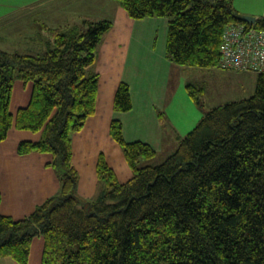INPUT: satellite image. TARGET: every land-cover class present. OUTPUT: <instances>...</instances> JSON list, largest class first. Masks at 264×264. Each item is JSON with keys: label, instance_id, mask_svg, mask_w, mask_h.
Instances as JSON below:
<instances>
[{"label": "trees", "instance_id": "trees-1", "mask_svg": "<svg viewBox=\"0 0 264 264\" xmlns=\"http://www.w3.org/2000/svg\"><path fill=\"white\" fill-rule=\"evenodd\" d=\"M233 1L118 0L134 19L167 17L168 58L206 69H225L220 58L227 25L264 30V16L252 25L242 22ZM112 26L110 19L84 20L83 26L44 23V52L0 48V141L14 126L40 133L38 140L20 141L18 153L52 154L62 177L60 194L29 216L15 219L0 210V257L28 264L31 242L41 234V264H264V73L257 74L251 97L211 108L159 164L141 166L157 150L127 141L122 121L112 120L110 134L133 176L119 181L101 153L97 174L106 190L92 201L78 196L73 134L96 112L99 73L87 69ZM17 79L32 82L33 91L14 115ZM187 89L201 107L203 88L191 83ZM114 108H133L125 81Z\"/></svg>", "mask_w": 264, "mask_h": 264}, {"label": "crops", "instance_id": "crops-1", "mask_svg": "<svg viewBox=\"0 0 264 264\" xmlns=\"http://www.w3.org/2000/svg\"><path fill=\"white\" fill-rule=\"evenodd\" d=\"M82 2L86 1L0 0V31H6L11 25L13 31L15 30V35L20 36L14 39V42H19L25 47L21 48L24 49L23 51L17 50V47L12 48L13 50L8 49L10 44H18L0 33V48L20 53L44 52L48 37L43 24L46 23L52 27L83 26V18L69 17L72 6H80ZM102 4H105L107 8H103ZM89 6L94 13L97 12L98 7L101 12L96 14L105 13L100 14L98 18L90 16L89 20L111 18L113 26L106 33L105 40L103 39L101 45L99 44L96 61L89 69L90 72L99 73L96 112L88 118L85 126L73 138V165L79 174L80 160L76 155V142L85 141L89 137L101 140V137L110 134V125L114 119L122 121L127 141L148 142L157 151L163 149L165 141L176 142L178 137H183L187 129L193 127L198 120L197 109L187 97V92L182 93L183 89L181 90L180 75L185 69L173 63L167 56L168 18L134 19L124 7L122 9V5L117 0H94ZM40 8L45 9L38 12ZM33 13L41 14L42 18L33 16L25 24L24 21L28 18L25 15ZM49 15L51 16L44 21ZM107 48H110V57L106 52ZM106 79L109 82L108 85L104 84ZM122 81L130 85L133 100V108L126 112H120L114 108L115 93ZM174 82L176 85H173ZM172 89L177 91L170 95ZM179 90H181L180 98L185 101L184 108L190 110L189 115H186L182 121L174 118V110L181 108L180 103L178 106H173L174 110L169 111L170 104L175 102ZM32 91V82L20 79L14 82L10 103V110L14 115L20 108L29 104ZM175 115L178 113L176 112ZM182 129L185 130L182 131ZM39 138L40 133L17 129L14 126L8 137L0 141V188L2 192L0 210L4 215L15 219L25 218L39 204L61 192L62 177L52 165L54 160L52 154L32 152L20 155L18 153L20 141L38 140ZM99 153H103L100 148L94 151V155ZM93 181L96 185L99 184L97 172L94 173ZM44 245L45 240L41 234L33 238L28 264L42 263ZM0 264L20 263L11 257H0Z\"/></svg>", "mask_w": 264, "mask_h": 264}, {"label": "rangeland", "instance_id": "rangeland-1", "mask_svg": "<svg viewBox=\"0 0 264 264\" xmlns=\"http://www.w3.org/2000/svg\"><path fill=\"white\" fill-rule=\"evenodd\" d=\"M85 1L86 2H82L80 6L74 5L75 7L72 6V9L70 11L67 10L70 12L69 14L70 18L79 19V17H81L83 18V20L85 19L89 20L88 18L90 16H92L93 18H98L100 14H105V13L96 14L97 12H101L98 10V7L96 8L97 9L96 13H94V10L93 11L91 10L89 5L94 0H85ZM233 6L237 8L236 10H238V12L240 13L246 12L247 14L242 13L245 15H252V16H258V17L264 16L262 15V13H264V0H234ZM102 7L107 8L105 4ZM43 9L45 8H40L38 12H41V10ZM122 9H124L123 6H122ZM37 13L25 15L28 17L24 21L25 24L29 22L33 16L39 17L41 19L42 15L37 14ZM50 16L51 15L45 18L44 21L47 20ZM102 19H111V18H100L99 20H102ZM81 20L82 19H80V21ZM0 33L3 34V36H6L7 38L12 39L13 40L12 42H14V39L20 37L19 35H15V30L13 31V28H11V25L8 26L6 31H0ZM105 36L106 34L104 35V37ZM104 37L103 39L105 40L106 37L105 38ZM108 39H109V36H108ZM16 44L18 45L10 44L8 49L13 50L12 48L17 47V50H21V51L24 50V49H21V48H25L23 47V44H19V42ZM43 44H44V39H43ZM37 52H41V51H36V53ZM106 52L108 54V57H110L109 56L111 54L110 48H107ZM116 62L118 64V59L116 60ZM181 67H184L183 69H185L184 72L181 73L180 75L182 79L181 90L183 89L182 93H184L185 91L187 92L188 94L187 97L191 99L193 107H195V109H197L198 111V120L196 121L197 123L204 116V114L207 111H209L211 108L218 106V105H223L227 102L249 98L254 94L255 89H256L257 73L241 72L239 70H229V69H221V68L203 69V68L194 67V66L191 67V66H182V65ZM87 72L89 73L90 71L87 69ZM191 83L203 88L204 93L202 94L203 100H202L201 107L196 105L193 98L191 97V94L189 93L187 89V85ZM104 84L105 85L109 84L107 79L104 82ZM173 85H176L175 82L173 83ZM181 90H179L180 92H178V94L176 95L177 97L175 99V102L170 104V110H169V111H171V109L174 110L173 106H178V103H180L181 108L174 110V118L180 121L184 120L185 116L189 115V112H190V110H187L184 108L185 101L180 98ZM176 91L177 90H174V89L170 90V95L172 93H176ZM176 112L178 113V115H175ZM196 124L193 127H190L189 129H187L186 133H184L183 136H185L192 128H194ZM183 127H185L184 123H183ZM184 130L185 129H182V131ZM76 133L73 134V138L75 137ZM101 138L102 139L100 140L99 138L89 137L85 141L80 140L76 142V155L78 159L80 160L79 162L80 163L79 164L80 174H79V180H78L76 192L78 196L84 201L95 200L96 197L98 198V196L104 190H106L105 189L106 185L104 184L105 183L104 181L99 180L98 178L99 180L98 185H96L93 181L94 173L96 174L97 172V163H98L99 154H100L99 153V154L94 155V151L98 150V148H100V151L104 153L106 160L116 171L119 181L125 182L133 176V171L125 159L123 147L119 144V142L116 141L114 137L110 134L104 135ZM179 138L180 137H178V140L176 142L165 141L163 149L158 150L155 157L142 160L141 166H144L147 164H159L163 162L169 155L175 152V150L177 149L179 145ZM75 248L77 247L75 246Z\"/></svg>", "mask_w": 264, "mask_h": 264}, {"label": "built area", "instance_id": "built-area-1", "mask_svg": "<svg viewBox=\"0 0 264 264\" xmlns=\"http://www.w3.org/2000/svg\"><path fill=\"white\" fill-rule=\"evenodd\" d=\"M220 66L243 72L264 73V30L242 23L226 26Z\"/></svg>", "mask_w": 264, "mask_h": 264}, {"label": "water", "instance_id": "water-1", "mask_svg": "<svg viewBox=\"0 0 264 264\" xmlns=\"http://www.w3.org/2000/svg\"><path fill=\"white\" fill-rule=\"evenodd\" d=\"M237 17L242 21V22H246L250 25L254 24L256 22L257 17L256 16H252V15H245L242 13H237Z\"/></svg>", "mask_w": 264, "mask_h": 264}]
</instances>
